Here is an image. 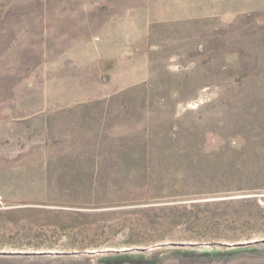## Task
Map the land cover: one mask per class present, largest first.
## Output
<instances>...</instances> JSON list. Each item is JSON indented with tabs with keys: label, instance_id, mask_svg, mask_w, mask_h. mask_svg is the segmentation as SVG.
Listing matches in <instances>:
<instances>
[{
	"label": "rangeland",
	"instance_id": "1",
	"mask_svg": "<svg viewBox=\"0 0 264 264\" xmlns=\"http://www.w3.org/2000/svg\"><path fill=\"white\" fill-rule=\"evenodd\" d=\"M251 244L264 0H0V253Z\"/></svg>",
	"mask_w": 264,
	"mask_h": 264
},
{
	"label": "water",
	"instance_id": "2",
	"mask_svg": "<svg viewBox=\"0 0 264 264\" xmlns=\"http://www.w3.org/2000/svg\"><path fill=\"white\" fill-rule=\"evenodd\" d=\"M228 247L229 249L216 251L210 250L209 247L189 245L173 249L158 248L153 251L129 252L114 258L117 259L116 263L110 264H264V248L258 247V245H234ZM138 253L143 254L145 256L143 258L149 261L145 263L132 261V259L142 256ZM91 254L83 253L63 256L35 253H0V264H109L107 260L94 257ZM76 257H84V259L78 260Z\"/></svg>",
	"mask_w": 264,
	"mask_h": 264
},
{
	"label": "bare ground",
	"instance_id": "3",
	"mask_svg": "<svg viewBox=\"0 0 264 264\" xmlns=\"http://www.w3.org/2000/svg\"><path fill=\"white\" fill-rule=\"evenodd\" d=\"M85 258H88V257H85ZM81 259H84V257H78V260H81Z\"/></svg>",
	"mask_w": 264,
	"mask_h": 264
}]
</instances>
